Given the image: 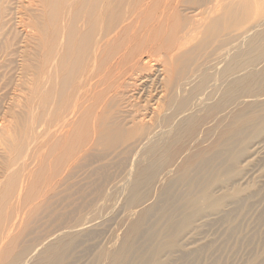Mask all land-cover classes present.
<instances>
[{
    "label": "bare ground",
    "instance_id": "obj_1",
    "mask_svg": "<svg viewBox=\"0 0 264 264\" xmlns=\"http://www.w3.org/2000/svg\"><path fill=\"white\" fill-rule=\"evenodd\" d=\"M13 1L26 32L16 87L27 93L29 119L19 130L7 118L0 129V264H64L82 225L30 244L25 211L49 191L58 167L72 168L104 144L132 151L129 187L119 188L134 208L155 197L129 237L142 234L154 211L168 221L153 259L201 227L205 216L195 219L224 203L216 195L238 200L242 188L215 186L230 185L248 130L259 131L264 118L253 72L264 65V0H0V15ZM223 36L214 53H202L206 37ZM133 254L124 242L111 264H132Z\"/></svg>",
    "mask_w": 264,
    "mask_h": 264
},
{
    "label": "rangeland",
    "instance_id": "obj_2",
    "mask_svg": "<svg viewBox=\"0 0 264 264\" xmlns=\"http://www.w3.org/2000/svg\"><path fill=\"white\" fill-rule=\"evenodd\" d=\"M13 2L10 6L4 3V7L11 8H6L4 15H0V129L3 123L13 118V121L9 122L11 125L19 122L20 124H17L20 127L17 124L16 127L21 130V127H26V120L29 119L25 104L28 101L27 93L25 95L19 93L16 87L20 79L21 52L26 43V32L20 23L21 14H18L17 10L19 5L17 6L15 1L13 6ZM224 39L226 40L225 36L206 37L202 53L205 56L214 53L215 45H218L215 43ZM241 42L242 40L238 43L242 45ZM192 62L188 60V63ZM253 72L256 73V93L261 95L259 100H254L261 103L264 102V65L253 69ZM21 96L24 98L21 99ZM20 100L24 102L21 103ZM242 100H246L244 101L246 103L255 102L251 98L241 99L240 102ZM16 104L23 105V109L19 105L16 107ZM11 106L14 110H10L13 109ZM9 111L12 114L9 115ZM17 114L18 119L24 117L23 115L25 117L21 118L22 120H15ZM23 120L26 125L22 123ZM258 129L259 131L255 128L248 130L249 141L246 146L249 147L246 148L248 153L246 152L247 154L236 164L239 168L235 169L230 185L224 187L218 183L215 186L216 192L219 189L224 192L225 189L242 188L244 192L238 200L218 196L221 193L216 195L224 199V203L219 204L216 210H209L195 219L196 222L205 216L203 219L205 222H200L201 227L183 239L180 247L162 251L161 258V255L155 259L151 256L158 248L156 246L164 240L162 231L168 222L162 218L160 211L152 212L142 234L136 239L127 234L129 226L136 220L140 210L154 205L155 200V197H150L143 203L138 201L136 205L142 206L134 208L128 192L125 190L121 193L119 187L123 185L129 187L126 173L133 168L134 157L132 151L127 148L128 145L104 144L97 151L87 155L85 160L70 166L72 168L58 167L52 187L49 191H43L41 200L28 206L29 209L25 211L27 215L24 237L30 244H39L46 239L44 242L46 245L52 242L50 236L57 230L82 225L74 236V244L65 252L64 264H111L112 255L119 252L124 242L132 243L134 251L132 264H264V118ZM0 156L1 163L2 153ZM30 165L28 172L38 184L37 177L41 173L38 171L41 169L37 163ZM194 175L196 179L197 175ZM38 187L41 192V183ZM154 233L156 237L152 235ZM105 251L108 255L100 257Z\"/></svg>",
    "mask_w": 264,
    "mask_h": 264
}]
</instances>
